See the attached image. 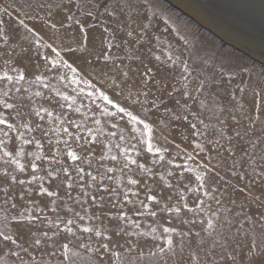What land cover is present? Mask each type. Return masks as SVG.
<instances>
[{
  "label": "snow or ice",
  "instance_id": "snow-or-ice-1",
  "mask_svg": "<svg viewBox=\"0 0 264 264\" xmlns=\"http://www.w3.org/2000/svg\"><path fill=\"white\" fill-rule=\"evenodd\" d=\"M155 8L0 5V264H264V72L162 60Z\"/></svg>",
  "mask_w": 264,
  "mask_h": 264
},
{
  "label": "rangeland",
  "instance_id": "rangeland-1",
  "mask_svg": "<svg viewBox=\"0 0 264 264\" xmlns=\"http://www.w3.org/2000/svg\"><path fill=\"white\" fill-rule=\"evenodd\" d=\"M22 0H0V5L10 3H20ZM156 5L155 11L159 20L167 21V28L172 29L169 33L165 30V25L161 23L159 30L155 35H159V42H154L153 47L156 49V54L161 56V59H166L169 51V45L175 50L181 48L183 41L177 43L179 36H184L188 40L187 45H183L181 50L184 52V58L187 59L189 53L193 54V60L199 62L200 59H206L209 64L215 63L219 69L220 64H224L225 68H232L234 72L241 73L244 83L249 81L248 72L252 74L253 83L258 82L261 78L260 74L264 72V63L253 59L250 55L240 51L234 46L224 42L212 31L208 30L198 23L192 16L177 8L168 0H154ZM15 14H13V19ZM7 19V17H5ZM178 30V31H177ZM174 54V51H173ZM228 75H225L227 81ZM240 85V79H235L231 84H223L219 91L223 95L229 89ZM237 98H239L237 96ZM227 99V97H225ZM246 252V249H245ZM187 254L185 253V256Z\"/></svg>",
  "mask_w": 264,
  "mask_h": 264
},
{
  "label": "bare ground",
  "instance_id": "bare-ground-1",
  "mask_svg": "<svg viewBox=\"0 0 264 264\" xmlns=\"http://www.w3.org/2000/svg\"><path fill=\"white\" fill-rule=\"evenodd\" d=\"M183 12L189 14L198 23L212 31L216 36L224 42L234 46L242 52H245L253 59L259 60L264 63V56L260 57L258 54H251L246 49L256 52V50L264 51V40L260 41L254 39L242 32H238L236 28L227 25L225 22L210 15L205 11L197 0H168ZM226 4L225 8L228 12L236 14L237 18L241 21L249 22L254 26H262L264 30V0H215ZM256 23V24H255ZM236 31H235V30ZM242 33V34H241Z\"/></svg>",
  "mask_w": 264,
  "mask_h": 264
},
{
  "label": "water",
  "instance_id": "water-1",
  "mask_svg": "<svg viewBox=\"0 0 264 264\" xmlns=\"http://www.w3.org/2000/svg\"><path fill=\"white\" fill-rule=\"evenodd\" d=\"M197 1L201 5V7L205 11H207L210 15H214L215 17L225 22L227 25H230V27L233 26L234 28H236L238 32H242L243 34H246L260 41L264 40V30L261 29L262 26L260 25L254 26L249 22L239 20L236 14L232 12H228L225 8H223L224 6H226V4L221 3L219 1L216 2L215 0H197ZM246 51H248L251 54H258V56L260 57L264 56V51L262 50H256L255 53H253V51H250L249 49L248 50L246 49Z\"/></svg>",
  "mask_w": 264,
  "mask_h": 264
}]
</instances>
